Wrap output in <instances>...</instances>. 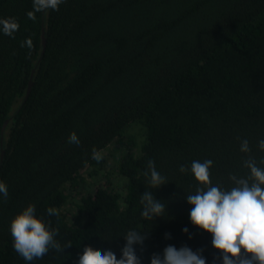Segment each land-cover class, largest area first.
Listing matches in <instances>:
<instances>
[{"label":"trees","instance_id":"obj_1","mask_svg":"<svg viewBox=\"0 0 264 264\" xmlns=\"http://www.w3.org/2000/svg\"><path fill=\"white\" fill-rule=\"evenodd\" d=\"M32 8L0 0V21L18 24L0 31V264H28L10 222L30 203L57 211L46 218L71 245L31 264H76L83 247L119 258L131 228L146 232L134 245L141 264L169 244L219 264L211 234L189 219L185 196L198 182L179 166L211 159L212 182L228 187L229 173L247 174L249 156L264 158V0H64L36 20ZM243 139L250 153L239 150ZM149 160L169 180L154 189ZM148 189L166 215H141Z\"/></svg>","mask_w":264,"mask_h":264},{"label":"clouds","instance_id":"obj_2","mask_svg":"<svg viewBox=\"0 0 264 264\" xmlns=\"http://www.w3.org/2000/svg\"><path fill=\"white\" fill-rule=\"evenodd\" d=\"M64 0H33L32 10L27 17L36 20L35 13L57 10ZM18 28L15 22L0 21V31L11 35ZM70 143L79 144L78 135L73 132L68 137ZM258 148L264 151V139L258 141ZM239 150L250 153L249 141L243 139ZM97 167L102 165L98 156L93 157ZM211 159L192 160L190 165L181 164V173L193 174L197 180L195 190L186 192L185 199L192 207L189 210L190 222L211 234L212 246L219 251V264H264V158L259 164L249 156L244 161L248 169L246 175L229 173L230 186L213 183L211 180ZM149 189L158 188L169 180L156 168L152 160L147 162L144 173ZM141 195V215L147 220L166 215V203L157 199L150 190ZM0 197H8V186L0 180ZM58 215L48 207L45 214H38L35 204H28L10 222V234L14 250L28 264L43 257L49 250L63 252L71 247L62 245L57 239L58 229L52 226L47 217ZM185 233L188 228L182 229ZM126 243L117 258L114 251L105 249L92 251L81 248L82 255L76 264H141L135 244H143L146 232L137 228L128 229L124 234ZM167 235V234H166ZM202 249L193 250L188 245L176 247L169 244L162 253H153L150 264H208ZM213 264H216L214 259Z\"/></svg>","mask_w":264,"mask_h":264},{"label":"rangeland","instance_id":"obj_3","mask_svg":"<svg viewBox=\"0 0 264 264\" xmlns=\"http://www.w3.org/2000/svg\"><path fill=\"white\" fill-rule=\"evenodd\" d=\"M103 156L105 158H107V160L109 161V167L111 166V164H113L115 162V158H114V156L112 155V152L109 149L103 152ZM87 187H84V188L82 187L83 188V192H84L85 188H87ZM73 198H77V199L80 198L79 193L78 192L77 193L76 192L73 193ZM68 210L71 212V215L72 214H76L75 213L76 212V205L75 204H70Z\"/></svg>","mask_w":264,"mask_h":264},{"label":"water","instance_id":"obj_4","mask_svg":"<svg viewBox=\"0 0 264 264\" xmlns=\"http://www.w3.org/2000/svg\"><path fill=\"white\" fill-rule=\"evenodd\" d=\"M45 12V11H44ZM46 45H47V38H46V30H45V27L43 28V51H42V56L43 54L45 53V50H46ZM32 78H33V75H32ZM30 80V83H29V87H28V92H27V97L29 96L30 94V91H31V88L33 86V80ZM9 120H7L3 126V130L2 132L4 133L5 129H6V125L8 123ZM4 137V136H3ZM4 153H5V150L3 149L2 150V155H1V160H3L4 158Z\"/></svg>","mask_w":264,"mask_h":264}]
</instances>
